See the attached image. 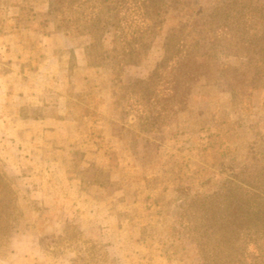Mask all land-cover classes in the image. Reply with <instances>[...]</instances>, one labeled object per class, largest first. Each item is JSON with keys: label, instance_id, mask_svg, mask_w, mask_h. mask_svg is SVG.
<instances>
[{"label": "rangeland", "instance_id": "1", "mask_svg": "<svg viewBox=\"0 0 264 264\" xmlns=\"http://www.w3.org/2000/svg\"><path fill=\"white\" fill-rule=\"evenodd\" d=\"M102 1L0 0V264H264V19L168 0L119 66Z\"/></svg>", "mask_w": 264, "mask_h": 264}, {"label": "trees", "instance_id": "2", "mask_svg": "<svg viewBox=\"0 0 264 264\" xmlns=\"http://www.w3.org/2000/svg\"><path fill=\"white\" fill-rule=\"evenodd\" d=\"M89 1L90 0H85V3H88ZM105 1L108 2L105 5V7L108 9L105 11H101L97 9V14H93L92 12L91 17L89 18L90 23L87 27H85V30H87V33L91 36L92 39H95L96 42L104 38L106 32H113L115 35L117 34L119 38L123 37L125 46L122 54L117 52L116 46L110 49V53H113L112 55L113 59L116 60L117 58H119V60H117L116 62V64L119 66L127 65L129 63H134L135 59L133 58L140 54L141 48L145 46V40L147 39V37H150L151 34L154 33L155 29L159 26V22L162 21L163 13L167 11V8L165 9L164 6H167L168 8L172 7L170 2L173 0H171L169 3L168 0H145V2H147V5L140 4L139 6L143 8L144 15H146L145 20L147 22L141 28L142 32H137L134 29L132 31L133 32L132 35H130L132 38L129 40L125 39L126 35H124V29H129L130 26L128 23L131 22L132 20L129 19L128 10L127 12L123 10L124 7L123 4L125 0H105ZM105 1L103 0L101 3H104ZM236 1L239 2L238 4L242 7V10L250 8L249 11H244V12L242 11L243 13H241L242 15L240 20L243 22L245 26L247 25V20L245 18L246 14H250L251 17L260 14L257 17L260 19H264V15L262 14V12L264 11V6L261 5L263 1H258V0H236ZM80 6L82 7L83 3H81ZM125 25H128L127 28ZM183 44H185L183 46H186V43ZM166 51H168V47L165 48V52ZM189 53H191V51H187V55L185 52L186 57H188L187 58L188 67L189 66L193 67L195 66V61L193 60V56ZM164 61H166V58H163L161 63L157 65V69L155 70L154 73H157L158 69H160V72L163 70V66L165 64ZM250 64L254 65L253 63ZM185 69L187 70V64L185 65ZM260 75H263V72H261ZM145 81L146 83H150L151 79ZM140 91H145V90L142 89ZM143 95H145V93ZM162 102H165L164 98L162 99ZM164 104L165 106H169V103L167 101ZM158 118H161L159 114L158 116H156V119ZM4 179H5L4 174L0 172V193L2 192V187H7V185H5L4 183ZM257 206L259 210L264 211V204L259 203L257 204ZM12 207L16 208L15 202L13 201H12ZM222 210H225V212H227L228 214L229 213L234 214L240 211L243 213L244 211L249 210V208L243 202L241 203L239 202V199H237V200H228V202L224 204V209ZM222 254L223 253H221V255ZM224 256L227 257L228 255L225 253Z\"/></svg>", "mask_w": 264, "mask_h": 264}]
</instances>
